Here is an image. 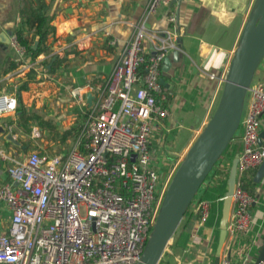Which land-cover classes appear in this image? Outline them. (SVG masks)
<instances>
[{"label": "built area", "instance_id": "1", "mask_svg": "<svg viewBox=\"0 0 264 264\" xmlns=\"http://www.w3.org/2000/svg\"><path fill=\"white\" fill-rule=\"evenodd\" d=\"M172 1L146 0V14L160 4L166 7L167 27H135L102 86H89L91 102L66 153L32 149L8 159L6 180L0 184V205L6 211L0 216V264L139 261L164 191L183 156L174 157L161 175L152 165L148 147L153 131L167 114L171 95L159 79L163 58L177 49ZM9 46L18 61L25 57L14 35L9 37ZM34 60L24 67L33 68ZM224 75L217 77L219 92ZM80 89H71L69 95L76 106L84 107ZM246 92L248 100L236 131L240 150L225 224L229 235L246 232L250 225L253 198L242 179L247 169L264 159V138L258 143L264 81L249 85ZM15 106L14 95L0 94V113L13 112ZM36 129L32 132L35 138L41 133ZM0 157L4 158L1 147ZM221 157L214 166L226 173L228 166ZM191 204L201 224L208 204L202 199ZM218 264L240 263L222 257ZM257 264H264V257Z\"/></svg>", "mask_w": 264, "mask_h": 264}, {"label": "crops", "instance_id": "2", "mask_svg": "<svg viewBox=\"0 0 264 264\" xmlns=\"http://www.w3.org/2000/svg\"><path fill=\"white\" fill-rule=\"evenodd\" d=\"M252 1L173 0L170 4L176 12L177 54L175 61H171L172 52L168 55L170 66L166 71L161 70L160 83L171 95L167 114L148 143L152 165L161 175L174 157L183 155L210 116L219 95L217 77L225 73ZM47 3L46 14L54 31L44 42L48 51L35 57L33 68L24 67L31 59L23 57L19 65L2 75L7 64L18 59L9 44L0 41V94L14 95L16 100L13 112L0 113V126L17 142L5 141L0 134V147L4 152V158L0 157V184L6 180L9 158H19L29 150L41 149L32 136L36 127L31 123L38 120L50 123L49 147L62 137L59 133L75 135L87 108L85 97L91 94L89 86H102V80L118 61L135 27L139 24L148 29L167 27L166 7L160 4L154 12L146 14V0H48ZM16 21L15 0H0V33L9 39ZM203 45L207 48L203 49ZM42 66L45 70L41 71ZM209 74L216 77L210 78ZM263 81L264 56L250 85ZM73 88H81L84 107L76 106L71 100L69 92ZM248 95L246 92L243 106ZM25 116L33 118L27 125L22 124ZM263 128L264 112L261 130ZM40 131L41 136L47 132L46 129ZM239 150L238 131L221 155L226 168ZM258 166L247 169L242 179L253 198L250 225L240 234L226 232L219 258L240 264L255 262L264 233V172L256 177ZM224 171L214 166L192 200V203L197 199L207 202L204 222L198 223L190 203L158 264H213L227 175ZM0 212L4 217L6 211L2 204Z\"/></svg>", "mask_w": 264, "mask_h": 264}, {"label": "water", "instance_id": "3", "mask_svg": "<svg viewBox=\"0 0 264 264\" xmlns=\"http://www.w3.org/2000/svg\"><path fill=\"white\" fill-rule=\"evenodd\" d=\"M0 41L9 44V39L0 33ZM35 48V45H32ZM203 49L207 46L203 45ZM177 51L171 53L176 60ZM264 56V0H253L243 23L231 56L216 104L192 143L185 150L164 191L157 215L146 240L139 261L136 264H157L167 241L172 237L178 223L194 198L202 182L221 157L230 140L234 137L243 108L244 97L254 71ZM170 66V58L164 57L161 70ZM161 82V79H159ZM89 106L92 95L86 94ZM5 141L17 143L11 133L0 126ZM264 138V128L258 134V143ZM237 155L230 161L225 178L218 239L213 264H218L220 247L225 239V224L228 218L231 194L235 183ZM264 172V159L258 166L256 177ZM264 257V233L254 264Z\"/></svg>", "mask_w": 264, "mask_h": 264}, {"label": "trees", "instance_id": "4", "mask_svg": "<svg viewBox=\"0 0 264 264\" xmlns=\"http://www.w3.org/2000/svg\"><path fill=\"white\" fill-rule=\"evenodd\" d=\"M47 1L48 0H15L17 21L12 35L15 36L18 44L24 48L25 57H29L31 60L39 54L48 51L44 42L47 36L53 34L54 31V27L49 24L50 17L46 14L49 6ZM50 1L51 0H49V2ZM33 44L36 45L35 48H32ZM19 64V61H10L7 67L1 71V74L7 73ZM29 73L31 74V71H29ZM83 116L85 117L84 114ZM30 119H33L32 116H25L22 120V124L27 125ZM35 123L36 125H40V127H42V125L50 126V123L44 120H38L35 121ZM25 130L28 131V128L25 127ZM77 132L78 129L77 131L75 130L74 137ZM66 134V132H63L60 139H63Z\"/></svg>", "mask_w": 264, "mask_h": 264}, {"label": "rangeland", "instance_id": "5", "mask_svg": "<svg viewBox=\"0 0 264 264\" xmlns=\"http://www.w3.org/2000/svg\"><path fill=\"white\" fill-rule=\"evenodd\" d=\"M244 108H245V106H243L241 114L243 113ZM83 117L80 118V121L78 123V126H79V124L81 122H83ZM31 124H32L31 126H34V127L37 128L36 130H39V129H41V130L42 129H46L47 130V132L44 134V136H41V133H39L40 136L36 138L38 140V143L40 145L41 151L43 153L52 154V153H56L57 150L61 151V153H66L72 147V145L74 143V138H75L73 135H67L65 137V139L63 138L64 139L63 141H61L60 139H58V140H56L57 141L56 145L54 144L52 147H49V145H48L49 142L47 143V141H49L48 138L50 137L49 126L42 125V127H40V125H36L35 122L34 123H31ZM59 134H62V133H59ZM40 139H42V140H40ZM179 155H181V154H179Z\"/></svg>", "mask_w": 264, "mask_h": 264}, {"label": "bare ground", "instance_id": "6", "mask_svg": "<svg viewBox=\"0 0 264 264\" xmlns=\"http://www.w3.org/2000/svg\"><path fill=\"white\" fill-rule=\"evenodd\" d=\"M170 240V239H169ZM169 240L167 241V243L169 242Z\"/></svg>", "mask_w": 264, "mask_h": 264}]
</instances>
